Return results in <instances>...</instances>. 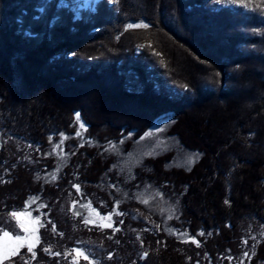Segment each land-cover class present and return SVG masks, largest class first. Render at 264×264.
<instances>
[{"label": "trees", "instance_id": "obj_1", "mask_svg": "<svg viewBox=\"0 0 264 264\" xmlns=\"http://www.w3.org/2000/svg\"><path fill=\"white\" fill-rule=\"evenodd\" d=\"M64 2L0 0V134L42 147L77 134L79 114L96 146L78 145L60 184L0 149V229L31 197L50 212L70 179L105 196L119 159L105 142L126 137L129 151L167 118V135L199 158L145 157L132 184L176 202L175 224L214 262L248 219L264 222V0H97L76 12ZM137 262L192 264L173 247ZM250 262L264 264V240Z\"/></svg>", "mask_w": 264, "mask_h": 264}, {"label": "rangeland", "instance_id": "obj_2", "mask_svg": "<svg viewBox=\"0 0 264 264\" xmlns=\"http://www.w3.org/2000/svg\"><path fill=\"white\" fill-rule=\"evenodd\" d=\"M70 1L76 12L84 7L92 9L97 0ZM61 3L66 4L64 0ZM144 43L149 41L140 42L137 51ZM78 124L79 135L65 134L42 147L11 134H0V149L9 160L26 162L40 170L41 181L60 184L58 171L68 165L78 145L96 146L87 135L86 122L79 118ZM168 125L167 118L156 120L129 151H122L121 143L126 137L118 143L105 142V151L119 156L111 175L101 182L106 197L86 191L78 180L70 179L50 212L44 211L45 203L38 197H31L21 211L15 212L17 217L11 215L13 212L8 214L6 219L12 228L0 229V264H138V258L161 247L181 251L192 264H251L255 247L264 240V222L248 219L238 239L212 262L206 255L193 252L194 246L199 247L197 242L175 224L179 214L176 202L149 184L138 189L132 184V170L145 157L172 151L174 156L168 167H189L199 158V154L194 156L197 153L181 148L178 139L167 135ZM92 200L102 205L104 212ZM107 224L112 226L105 227ZM5 232L9 237L4 236ZM163 233L173 238L168 241ZM17 237L22 243L16 241ZM39 251L47 259H40Z\"/></svg>", "mask_w": 264, "mask_h": 264}, {"label": "snow or ice", "instance_id": "obj_3", "mask_svg": "<svg viewBox=\"0 0 264 264\" xmlns=\"http://www.w3.org/2000/svg\"><path fill=\"white\" fill-rule=\"evenodd\" d=\"M40 11H44V8L43 7H41L40 8ZM128 27H133L132 25H129ZM136 27H140V25H136ZM143 27H148L147 25H144ZM157 55H159V53H156ZM77 119H79V114H77ZM81 127H83V125H81ZM77 135H79V133H77ZM194 156H197L198 154H193ZM77 188H78V185L76 186ZM13 217H17L18 216V213H15V212H13L12 214H11ZM90 221H87V220H85V223H89ZM105 227H111L112 225L111 224H107V225H104ZM21 227H24L25 228V231L26 232H28L29 231V228L28 227H26L23 223L21 224ZM53 230H54V227H53ZM31 231L34 233L35 232V228H33V229H31ZM201 235H203V233H201ZM4 236L5 237H9V233L8 232H5L4 233ZM16 241L17 242H19V243H22L21 241H20V237H17L16 238ZM38 242V241H37ZM29 251H32V248L31 247H29ZM81 255H82V253H80ZM35 254L33 253V256H34ZM85 259H87V256H85Z\"/></svg>", "mask_w": 264, "mask_h": 264}]
</instances>
